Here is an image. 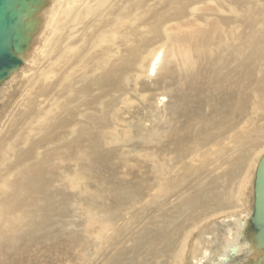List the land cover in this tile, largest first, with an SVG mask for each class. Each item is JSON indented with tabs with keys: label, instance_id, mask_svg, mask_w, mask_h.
<instances>
[{
	"label": "bare ground",
	"instance_id": "1",
	"mask_svg": "<svg viewBox=\"0 0 264 264\" xmlns=\"http://www.w3.org/2000/svg\"><path fill=\"white\" fill-rule=\"evenodd\" d=\"M40 10L21 61L29 74L0 116V264L88 263L113 226L108 241L129 256L179 264L193 232L221 218L234 224L211 264H264L253 213L226 216L264 130V0H44ZM171 88L172 113L124 121L135 103L164 107ZM68 180L98 193L78 201L101 219L43 245L70 215Z\"/></svg>",
	"mask_w": 264,
	"mask_h": 264
},
{
	"label": "rangeland",
	"instance_id": "2",
	"mask_svg": "<svg viewBox=\"0 0 264 264\" xmlns=\"http://www.w3.org/2000/svg\"><path fill=\"white\" fill-rule=\"evenodd\" d=\"M43 1L44 0H26L27 5L22 11L23 13H21L22 15L20 16L19 24L21 23L22 29L24 30V34L22 35L23 40H21L22 41L21 46L23 47V49L20 51L14 49V53L21 61L27 55L28 51H30V48H32L33 46L34 43L33 40L35 39V34L36 32H38V29H36L38 28V26L37 24H35L36 22L34 21V19L41 11L40 9L42 8ZM28 69H29L28 64L26 62H23L17 65L15 68L11 69L10 73L8 74V77L5 80L0 81L1 118H4L7 115L6 114L7 111L11 108L12 96L19 94L22 91V88L24 87L26 75L29 74ZM172 92L175 91L172 90L171 88L170 91L166 92V94H164V92L159 93V96L166 95L167 97V100H165L164 107L162 106V104L158 102L159 97H157V99L154 102L147 104L145 108L139 107L138 104L136 103L133 104V107H131L128 110V113H127V109L125 110L126 119L124 121H127V123L133 122L134 124H137V122L141 118L150 121L152 120V117L157 116L158 114L172 113L176 104L175 103L176 99L174 97V93ZM136 96L138 99H140V96L138 94ZM149 121L146 122L147 123L146 125H150ZM256 139H257L256 142L259 143L260 149L257 152L256 156H254L253 159H250L248 161V163L245 166V170L241 173L240 176V182L243 188L242 197H240L241 202L237 205L238 209H236L234 212H230L231 214L229 215L227 214L226 216L237 215L240 217L241 214H244L246 212L247 213L251 212L253 213L254 216L256 172L258 169L259 162L264 155V130L258 133ZM66 184H68L67 187L71 189V190L69 189L71 191L70 193L75 192V200L71 201L68 204L70 215L68 216L65 215L66 217H63V220L51 226L48 229V232H46L45 234L40 235L39 233V235L41 236V239H39V243H42L43 245L44 243L47 245V243L49 242L56 244L59 243L64 244L66 241H68L67 239L69 237V233L77 227L80 228L81 227L80 224L82 222H89V221L92 222V220H94L95 218H98L99 220L101 219V217L99 216L100 214H97L96 211H95L96 214L94 213V211L91 210H86V212L83 213V211H81L79 208L80 204L78 201L82 198L83 199L86 198L87 193H93L94 197H97L98 193L92 191V189L89 188V186L84 183H81L80 188L75 184V182L72 183L69 180L66 182ZM94 206L97 207L96 200L94 202ZM155 208L156 207L154 206L153 208L150 209V211L151 212L154 211ZM118 220L119 221L117 223L119 224V226L121 225L120 223H122V225H124L125 227V225L127 224V212L122 214V216H120ZM224 220H225L224 218H221L219 220H213L212 222H207L206 224H204L205 226L202 225L200 226V228L196 229L193 232V235L189 239L190 244L188 243V247H187L188 250L186 249L185 254L182 255L181 257L182 262L180 261L179 264L180 263L211 264L210 262L211 258H213V256H215L217 253L221 251L222 238L225 233L224 224H228V225L234 224V221L232 219L230 220L226 219V221ZM125 229H126L125 236H127V227H125ZM113 231L115 232V227L114 226L109 227V231L107 235L103 234L100 240H98V242L97 241L93 242V244L91 245V250L88 252L89 257H93L92 254H94L95 249L101 248V250L99 251V255L94 257L95 260L94 258H92L91 261H88V263L86 262L84 263L81 261L80 262L66 261L63 264H139V262L140 264H145V260L135 259L134 257H131L132 255L129 256L127 254V244L123 245L122 240L121 241L111 240V242L108 241V237L111 236V232L114 233ZM250 232L256 233L255 230L252 228V225H250ZM96 234L99 235L98 232H96ZM110 243H112L113 245ZM92 246L95 247H93L92 249ZM205 250H208L210 255L208 256L207 260L205 259L204 261H201L203 259L202 258L203 251ZM28 256L24 257L22 260L17 261L16 264H40L39 260H36L35 262L30 261L29 260L30 258ZM238 264H244L243 260L238 261Z\"/></svg>",
	"mask_w": 264,
	"mask_h": 264
},
{
	"label": "water",
	"instance_id": "3",
	"mask_svg": "<svg viewBox=\"0 0 264 264\" xmlns=\"http://www.w3.org/2000/svg\"><path fill=\"white\" fill-rule=\"evenodd\" d=\"M26 4V0H0V80L7 78L9 71L21 63L14 49H23L24 30L19 19ZM255 196L254 224L264 234V155L257 169Z\"/></svg>",
	"mask_w": 264,
	"mask_h": 264
}]
</instances>
